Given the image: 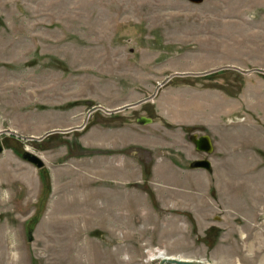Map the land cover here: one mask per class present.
Segmentation results:
<instances>
[{"label": "rangeland", "instance_id": "obj_1", "mask_svg": "<svg viewBox=\"0 0 264 264\" xmlns=\"http://www.w3.org/2000/svg\"><path fill=\"white\" fill-rule=\"evenodd\" d=\"M224 65L245 72L201 74ZM255 68L264 0H0V131L16 132L0 134V264H159L162 252L264 264ZM224 127L256 151L250 163L237 156L253 179L237 190L221 185L223 164L234 166L230 153L218 161ZM193 134L215 150L198 151ZM203 158L211 171L194 166Z\"/></svg>", "mask_w": 264, "mask_h": 264}, {"label": "crops", "instance_id": "obj_2", "mask_svg": "<svg viewBox=\"0 0 264 264\" xmlns=\"http://www.w3.org/2000/svg\"><path fill=\"white\" fill-rule=\"evenodd\" d=\"M225 113H229V112L225 111ZM254 132H255L254 136L252 137V135H250L249 138L252 137L251 139H256L258 141L257 144H259L261 141L264 143V129L262 130L261 128H259V129L255 130ZM232 134L235 135L233 138H231ZM218 135L221 136L220 137V145H221V147L219 146V158H221V159H218V161L219 160L220 161H222V160L225 161L226 157L230 153V158L231 159L228 160V162H225V163H234V166L233 165L229 166V167L227 166L228 168H226L225 164L222 163L223 164V170L220 173L221 174L220 175V179H221V183H222L221 185H224L225 188H226V187L232 186V184H233V185L237 186V187H234L233 190H237V189H239L238 187H239L240 184H244L245 183L246 186H247L249 184V181H250V184H251L253 179L251 181V179L249 180V178L252 175H251L250 171H246V172L244 171L243 172V169H244L242 167L243 165H242V163H239L237 156H239V155L242 156L241 159L245 160L244 163H246V162L250 163V160H248V156L249 155H253L254 156L256 151L252 150L253 149L252 147H247V145L254 144V143L251 142L250 140H245L246 137L245 138L244 137L241 138L242 133L240 132V130L239 131L238 130H234V129H229L228 130L227 127H224L222 130L220 129V132L218 133ZM229 141H233L235 143L231 144V143H229ZM223 142L226 143L224 148H222L223 147ZM242 147L245 148L243 151H242ZM214 150H215V146H214ZM231 154H234V156L236 158H233ZM210 161H211L212 165H213V163H215V161L213 159H210ZM257 163L258 164L253 165L254 166L253 169H257V168H260V169L263 168L264 169V164L263 163H260V161L257 162ZM232 168H234L235 170L233 171ZM241 173L243 175V178H242ZM235 176L241 177V179H242L241 182L238 181ZM244 188H245V186H244ZM232 191H230L228 193V195H227L231 199L232 198H236V197H234L235 196L234 195L235 192H232ZM241 193L244 194L243 192H241ZM248 195H250V194L248 193ZM250 199H251V203L250 204H252L251 206L253 207V203H252L253 198H252V196L250 197ZM250 204L248 206L252 209ZM256 205L257 204H255V206ZM262 208L264 209V204L262 205Z\"/></svg>", "mask_w": 264, "mask_h": 264}, {"label": "water", "instance_id": "obj_3", "mask_svg": "<svg viewBox=\"0 0 264 264\" xmlns=\"http://www.w3.org/2000/svg\"><path fill=\"white\" fill-rule=\"evenodd\" d=\"M195 1H202V0H195ZM225 68H234V69H238V70H241V71L245 72V70L241 69L240 67H237V66H234V65H224L222 67H217V68H214L212 70L206 71V72L201 73V74H209V73H212V72H215V71H218V70H222V69H225ZM254 70L260 71V72H264V69H261V68H255ZM176 75H181V74L180 73L170 74L165 80H163L158 85V87L156 89V93H157V90L161 86L166 84L169 80H171ZM156 93H153L149 97L141 99V100H139V101H137L135 103L127 104L125 106L118 107L116 109H108V108L103 107L100 104L94 105L89 110V112L87 113V117L92 112H94L96 110H104V111H106L108 113H114V112H119L121 110H125V109L130 108V107H134V106L140 105V104H142V103L154 98ZM138 122L142 123V124H150V123H152V119L142 116V117L138 118ZM84 126H85V123L82 124L79 127L72 128V129H69V130H66V131H70V130L77 129V128H83ZM58 131H60V130L59 129H53V130H50V131L46 132L45 134H43L40 137H27V138L28 139H38V140L39 139H44L46 136L51 135L52 133H55V132H58ZM3 132L16 133V132H13V131L8 129V130L0 131V134L3 133ZM191 139L193 140V142H194V144L196 146V149L198 151H202V152L207 153V154H211L214 151V145H213L212 139H211V137L209 135L199 136V135L195 134V135H193V137ZM4 149H5L4 145L0 143V153L3 152ZM24 158L28 162H31L32 164L36 165L38 168H41V167L44 166V162L36 154L30 153V152H26L24 154ZM194 166L196 168H200V169H203V170H208V171L212 170V163L210 162L209 159H203V160L197 161L196 163H194ZM159 264H209V263H204V262H201V261H194V260H190V259L167 258V259H162Z\"/></svg>", "mask_w": 264, "mask_h": 264}, {"label": "bare ground", "instance_id": "obj_4", "mask_svg": "<svg viewBox=\"0 0 264 264\" xmlns=\"http://www.w3.org/2000/svg\"><path fill=\"white\" fill-rule=\"evenodd\" d=\"M211 162V161H210ZM3 201V200H2ZM157 258H161V259H167V258H178L179 257H175V256H169L167 255L166 253L162 252V253H159V255L157 256ZM180 259H183V258H180Z\"/></svg>", "mask_w": 264, "mask_h": 264}, {"label": "flooded vegetation", "instance_id": "obj_5", "mask_svg": "<svg viewBox=\"0 0 264 264\" xmlns=\"http://www.w3.org/2000/svg\"><path fill=\"white\" fill-rule=\"evenodd\" d=\"M193 135H195V134H193ZM193 135L190 136L189 140H190V142L193 144V147L196 148V146H195L193 140L191 139V138L193 137ZM202 136H203V135H202ZM203 159H205V158H203ZM193 163H196V161L193 162Z\"/></svg>", "mask_w": 264, "mask_h": 264}]
</instances>
